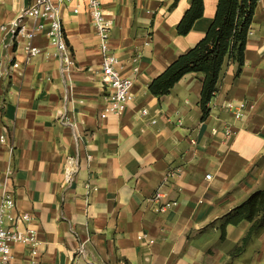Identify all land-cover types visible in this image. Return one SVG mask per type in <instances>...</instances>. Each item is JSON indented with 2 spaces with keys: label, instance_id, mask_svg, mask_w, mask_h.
<instances>
[{
  "label": "crops",
  "instance_id": "obj_1",
  "mask_svg": "<svg viewBox=\"0 0 264 264\" xmlns=\"http://www.w3.org/2000/svg\"><path fill=\"white\" fill-rule=\"evenodd\" d=\"M33 1L0 0V24ZM101 1L109 46L121 73L134 78V98L118 115L101 116L110 90L87 0L60 7L69 69L45 33L33 39L41 53L26 61V39L6 49L0 30V62L12 55L19 63L8 76L0 71V193L15 199L4 225L33 229L39 239L35 252L12 243L8 264H264V227L242 243L252 222L229 223L224 234L219 226L264 186V0L245 63L237 73L238 62L226 61L205 119L201 72L161 96L148 85L204 37L219 0H203L187 34L177 25L190 0ZM241 101L248 106L235 118L226 105ZM77 154L80 170L66 184V159ZM157 191L164 195L155 198Z\"/></svg>",
  "mask_w": 264,
  "mask_h": 264
},
{
  "label": "built area",
  "instance_id": "obj_2",
  "mask_svg": "<svg viewBox=\"0 0 264 264\" xmlns=\"http://www.w3.org/2000/svg\"><path fill=\"white\" fill-rule=\"evenodd\" d=\"M71 1L73 0H34L33 3L23 8L12 20L0 24V30L5 38L3 42L4 48L14 47L20 37H24L26 42L23 45V50L26 54V61H29L42 51L39 46L33 43L34 37L40 33H45L50 43L56 48L55 54L60 60L62 69H69L74 64V57L65 37L60 18V7L61 4ZM87 6L99 36L102 56L101 80L110 90L101 116L118 115L126 109L134 98V78L121 73V61L109 46V29L102 8V1L87 0ZM75 11H78V9L75 8ZM17 67H19V63L12 55L7 58V64L0 62V71L4 76H8L10 71ZM247 106V101L227 104L235 118H241ZM143 112H146V110L144 109ZM225 128L226 136L232 137L235 133L234 129L230 125L225 126ZM80 167L81 160L78 154L67 157L64 170V181L66 184H71L76 179ZM206 177L210 179L212 174L207 173ZM163 195L161 191H157L155 198H160ZM14 205L15 199L11 193H0V264H8L13 259L12 243L21 242L29 245L33 252L36 251V247L39 244L37 233L33 229L21 230L15 225L9 227L4 225V220L11 215ZM170 205V202L165 203V206ZM20 218L23 221H29L31 215L23 213Z\"/></svg>",
  "mask_w": 264,
  "mask_h": 264
},
{
  "label": "trees",
  "instance_id": "obj_3",
  "mask_svg": "<svg viewBox=\"0 0 264 264\" xmlns=\"http://www.w3.org/2000/svg\"><path fill=\"white\" fill-rule=\"evenodd\" d=\"M258 0H219L213 21L202 37L192 48L180 54L148 85L155 96L170 92L171 88L188 72L203 74L200 107L202 119L210 112L209 103L218 87V82L227 60L238 62L240 72L245 63V48ZM204 1L190 0V6L177 25L179 34H187L195 21L203 16ZM249 220L252 225L242 239L264 227V186L254 190L219 222L222 233L229 223L237 224Z\"/></svg>",
  "mask_w": 264,
  "mask_h": 264
},
{
  "label": "rangeland",
  "instance_id": "obj_4",
  "mask_svg": "<svg viewBox=\"0 0 264 264\" xmlns=\"http://www.w3.org/2000/svg\"><path fill=\"white\" fill-rule=\"evenodd\" d=\"M237 104V103H236ZM226 107H227V105H226ZM228 108V107H227ZM225 126H229V124H225ZM231 126V125H230ZM232 127V126H231ZM226 129V128H225ZM235 131V130H234ZM225 134V133H224ZM225 136H226V134H225ZM227 137V136H226ZM229 138V137H228Z\"/></svg>",
  "mask_w": 264,
  "mask_h": 264
}]
</instances>
